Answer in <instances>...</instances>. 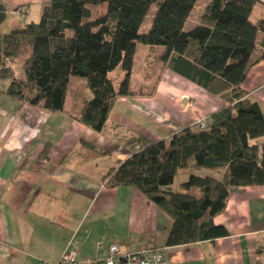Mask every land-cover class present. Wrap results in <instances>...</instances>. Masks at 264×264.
I'll return each mask as SVG.
<instances>
[{
    "label": "trees",
    "instance_id": "trees-1",
    "mask_svg": "<svg viewBox=\"0 0 264 264\" xmlns=\"http://www.w3.org/2000/svg\"><path fill=\"white\" fill-rule=\"evenodd\" d=\"M197 0H50L36 21L0 30V80L6 93L27 105L60 112L71 77L91 92L74 119L101 132L114 101L132 95L129 79L137 44L163 48L160 59L175 73L231 106L213 113L208 128L182 129L167 140L132 137L138 146L104 179L110 187H133L172 219L166 246L214 241L228 236L213 219L234 188L264 186V106L241 89L250 67L264 60V14L250 16L258 0H209L199 23H185ZM157 10L139 29L152 4ZM106 4L103 15L91 7ZM5 8L0 5V25ZM258 52L255 60L252 55ZM14 66L19 68L16 73ZM120 66L116 89L108 73ZM202 169L223 170L221 177ZM181 170L180 191L171 185Z\"/></svg>",
    "mask_w": 264,
    "mask_h": 264
},
{
    "label": "crops",
    "instance_id": "crops-1",
    "mask_svg": "<svg viewBox=\"0 0 264 264\" xmlns=\"http://www.w3.org/2000/svg\"><path fill=\"white\" fill-rule=\"evenodd\" d=\"M258 1L253 23L264 14V0ZM28 4L32 0H0L3 22L22 6L30 9ZM200 15L190 13L186 23L192 28ZM263 37L258 33L257 42ZM162 51L136 45L132 95L114 101L101 132L73 117L89 99L88 92L79 93V79L70 78L60 112L11 97L10 79L0 80V264H55L67 247L77 253L75 264H105L111 244L119 248L114 264L140 251L158 252L167 264H264V186L230 191L225 209L213 219L227 237L167 247L170 216L137 189L110 187L104 179L138 150L127 143L130 138L167 140L182 129L195 131L196 120L209 121L233 104L169 69ZM241 89L264 106V60L250 67Z\"/></svg>",
    "mask_w": 264,
    "mask_h": 264
},
{
    "label": "rangeland",
    "instance_id": "rangeland-1",
    "mask_svg": "<svg viewBox=\"0 0 264 264\" xmlns=\"http://www.w3.org/2000/svg\"><path fill=\"white\" fill-rule=\"evenodd\" d=\"M12 1V0H11ZM209 0H197L192 12H191V18L193 17H198L200 15V13L203 11L204 7L206 6V4L208 3ZM50 0H32V4H28L29 8H27V6H22V11L21 13H14L10 18L6 20L5 22H3V24L1 25V31H8L9 29L16 27V26H21L24 23L30 21V20H34L36 21L40 15L41 9L44 5L49 4ZM92 10V15L93 16H100L103 15L106 11V4H102V5H98L96 7H91ZM157 10V6L156 4H152L150 7V10L147 14V16L145 17L139 31L140 32H144L147 30V28L149 27L151 20H152V16L154 15V13ZM27 16V17H25ZM33 17V18H32ZM190 22L185 24V29H190L191 28ZM14 69L16 71V73H19L20 70L19 68L14 66ZM121 68L120 66H117L116 68H114L112 71H110L108 73V77L109 79L113 82L115 88L117 89L119 86V83L121 81ZM77 78V77H75ZM79 79V93L81 95L86 96V93L88 92V98H91V92L89 91V89L86 86V81L83 78H77ZM74 83V82H73ZM212 169H202L199 173L201 175L204 174H210ZM187 171L186 170H181L179 171V173L177 174V176L174 179V183L171 185V191L172 192H179L181 187H180V183H182L183 181H185L187 179Z\"/></svg>",
    "mask_w": 264,
    "mask_h": 264
},
{
    "label": "built area",
    "instance_id": "built-area-1",
    "mask_svg": "<svg viewBox=\"0 0 264 264\" xmlns=\"http://www.w3.org/2000/svg\"><path fill=\"white\" fill-rule=\"evenodd\" d=\"M209 121L201 118L193 123L196 130H204L208 128ZM117 244H111L108 248V254L104 258L105 264H114L113 257L118 253ZM125 264H167L162 255L158 252L148 253L147 251L127 252L122 255ZM77 262V253L72 248H65L55 264H75ZM40 264H45L41 262Z\"/></svg>",
    "mask_w": 264,
    "mask_h": 264
}]
</instances>
